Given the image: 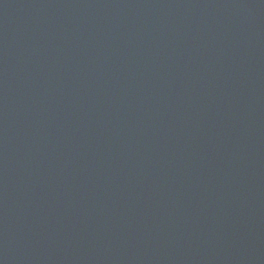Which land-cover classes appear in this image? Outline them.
I'll return each instance as SVG.
<instances>
[{
    "label": "water",
    "instance_id": "95a60500",
    "mask_svg": "<svg viewBox=\"0 0 264 264\" xmlns=\"http://www.w3.org/2000/svg\"><path fill=\"white\" fill-rule=\"evenodd\" d=\"M0 264H264V0H0Z\"/></svg>",
    "mask_w": 264,
    "mask_h": 264
}]
</instances>
